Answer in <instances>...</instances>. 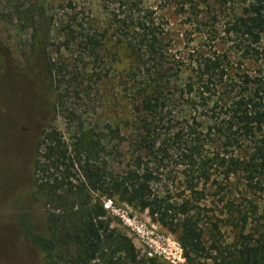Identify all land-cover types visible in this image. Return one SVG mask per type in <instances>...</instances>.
<instances>
[{
    "label": "rangeland",
    "instance_id": "1",
    "mask_svg": "<svg viewBox=\"0 0 264 264\" xmlns=\"http://www.w3.org/2000/svg\"><path fill=\"white\" fill-rule=\"evenodd\" d=\"M123 1L127 7H121ZM251 4L257 1L0 0V264H71L66 257L45 259L28 236L48 237V218L60 213L38 188L44 178L53 179L61 172L43 166L48 165L40 144L45 131L55 130L69 151L80 133L99 142L98 154L91 159L107 174H120L131 166L130 140L140 79L127 46L135 34L122 27L123 17L133 15L134 20L155 29L162 56L153 66H162L169 76L177 73L178 83L192 81L194 65L201 57L216 55L227 71L226 83L237 91L245 75L255 77L264 70L261 56H245L241 42L246 40L228 33L239 17H246L245 9ZM129 5L130 14L126 11ZM259 47H264V34ZM183 107L180 102L172 105L154 134L157 156L163 159L155 188L168 189L174 201H179L183 186L184 166L178 164L183 161L181 153L192 143L187 132L192 121ZM207 143L205 153H213L214 141L209 138ZM35 157L44 172L33 171ZM149 161L145 163L150 165ZM72 173L80 176L76 169ZM211 173H216L214 168ZM230 181L225 199L236 196L240 202L244 197L256 206L249 220L248 227H252L253 217L264 215V184L254 194L241 192L240 181ZM209 186L210 182L207 190ZM215 190L213 186L211 193ZM91 195L94 202L96 195ZM219 199L211 196L202 202L207 206L201 225L207 239L210 231L215 232L209 218L214 223L215 216L223 219L219 240L229 245L234 233L219 213L224 204ZM137 212L149 218L147 211ZM107 217L110 227L131 239L145 258L127 230Z\"/></svg>",
    "mask_w": 264,
    "mask_h": 264
},
{
    "label": "trees",
    "instance_id": "2",
    "mask_svg": "<svg viewBox=\"0 0 264 264\" xmlns=\"http://www.w3.org/2000/svg\"><path fill=\"white\" fill-rule=\"evenodd\" d=\"M256 1L245 9L246 17H239L230 26L228 33L246 40L241 42L245 56H261L264 60V47L259 50L264 34V0ZM121 7H127V3L123 1ZM130 7L128 14L132 12ZM121 23L135 34L134 41H127V46L140 79L135 102L137 117L130 140L131 166L123 173L107 174L91 159L92 154H98L99 142L80 133L69 151L55 130L45 131L40 144L48 165L43 166L61 172L53 179L44 178L38 188L60 213L48 218V237L29 233L30 241L41 249L45 259L66 257L71 264H164L155 258L140 257L132 240L110 227L99 201L100 197H107L139 212L147 211L152 222L181 244L184 264H264V215L253 217L254 225L248 227L256 206L244 197L240 202L236 196L225 199L232 178L241 182V192L255 194L263 190L260 184H264V70L255 77L245 75L235 91L234 85L226 83L227 71L221 58L214 55L196 62L192 81L178 83L177 73L169 76L162 66H153L162 56L155 29L147 22L134 20L133 15H125ZM177 102L192 121L187 126L192 143L181 153L183 161L178 164L184 166L183 186L179 201H174L168 189L160 192L155 188L160 182L156 172L163 159L157 156L154 134L163 115ZM209 138L214 141L213 153H205ZM146 160H150V165ZM31 166L33 171H45L36 157ZM213 168L216 173H211ZM74 169L80 176L72 173ZM213 186L217 190L211 193ZM91 194L96 195L94 202ZM211 196H220L219 202H224L219 213L225 215L234 233L229 245L219 240L223 219L216 216V223L208 220L215 232L210 231L208 238H204L201 217L205 216L207 205L202 202Z\"/></svg>",
    "mask_w": 264,
    "mask_h": 264
},
{
    "label": "built area",
    "instance_id": "3",
    "mask_svg": "<svg viewBox=\"0 0 264 264\" xmlns=\"http://www.w3.org/2000/svg\"><path fill=\"white\" fill-rule=\"evenodd\" d=\"M100 205L106 215L123 226L147 258H155L164 264H184L181 244L171 234L149 218L140 217L137 210L115 199L103 197Z\"/></svg>",
    "mask_w": 264,
    "mask_h": 264
}]
</instances>
